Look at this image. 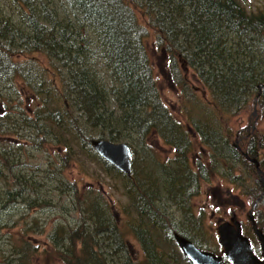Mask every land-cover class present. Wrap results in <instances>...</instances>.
I'll return each instance as SVG.
<instances>
[{
	"label": "trees",
	"instance_id": "obj_1",
	"mask_svg": "<svg viewBox=\"0 0 264 264\" xmlns=\"http://www.w3.org/2000/svg\"><path fill=\"white\" fill-rule=\"evenodd\" d=\"M154 58L186 102V125L163 103ZM193 83L205 96H199ZM263 85L264 0H0V135L8 131L27 140L31 160L38 148L59 151L56 171L65 182L46 191L62 187L69 213L79 216L58 226L42 251L27 242L24 229L9 254L19 264H40L39 254L63 264H190L173 235L189 238L155 204L167 193L173 195L167 198L171 201L177 189L178 204L189 205L186 190L196 181L189 167L192 134L207 148L211 167L225 165L232 173L235 163L247 161L232 144L231 120L255 103L258 116L264 117V88L257 99ZM92 139L127 144L132 176L101 159ZM159 141L175 149L170 172H164L169 166H162L154 152ZM21 144L18 140L10 167L7 152H0V179L8 186L0 190V208L15 206L14 199L28 191L36 196L22 201L29 210L59 204L41 192L47 181L35 182L46 169L26 167L34 171V179L21 173ZM245 144L243 151L258 159L264 136L254 132ZM139 161L149 168L144 179ZM2 163L11 172L20 169L13 183L4 178ZM88 163H98L124 181L141 259L132 256L102 191L64 175ZM152 175L168 178L169 189L153 185ZM253 247L258 250L256 243Z\"/></svg>",
	"mask_w": 264,
	"mask_h": 264
},
{
	"label": "rangeland",
	"instance_id": "obj_2",
	"mask_svg": "<svg viewBox=\"0 0 264 264\" xmlns=\"http://www.w3.org/2000/svg\"><path fill=\"white\" fill-rule=\"evenodd\" d=\"M153 61L155 69L157 70V79L163 103L174 113L183 125H186L182 113L183 103L186 102L183 101L182 95L178 89L168 80L167 75L158 69L162 67L161 61L158 58H154ZM193 85L198 91L199 96H205L199 84L193 83ZM253 109L254 107H250L246 109L244 113L231 120L234 133L231 138L232 144L241 152L244 159L247 160H245V163L243 162L244 164L240 162L235 163L232 173H228L225 170V165L218 164L217 166L213 165L211 167L209 164L210 157L207 155V148L199 144L197 138L194 137L190 131L192 129H190L189 134L193 136L191 139L195 148L189 156V167L196 181L189 184L186 190L185 195L187 196L189 205L186 204L182 206L178 204L177 199L179 191L175 189V187L171 188L175 189L173 194L176 199L173 197L171 201H168V196L172 194L169 195V193H167L164 199L159 201L158 204H155L159 206L164 214L168 215L167 218L169 223L172 222L171 225L177 228L178 232L183 235L185 234V236L195 242L198 247L201 246L200 248L202 250L218 252L221 255L222 248L218 242L219 236L217 227L223 222H229L234 215L240 222L244 230V235L251 240L252 245H255V243L257 244V241L252 232L251 225L247 220V214L251 209L255 221L257 220L258 227L261 229L264 227V187L259 181V175L257 174L255 165L250 161L257 157H250L243 151L244 145H246L245 143L248 142L249 138L251 139L254 132L257 135L258 132H260L261 135L264 136V117H259L257 111L256 116L253 117ZM195 113L200 116L203 112L198 109ZM255 120V129H253L252 127ZM24 128L25 127L22 129ZM3 129H5V127H3ZM26 132H28V130H26ZM0 137V152H7L6 156L9 157V167L12 165L13 160L16 159V157H13V154L14 151L18 150V140H20L21 143H25L21 144L22 148L25 150L23 153L24 156L21 155V164L24 165L21 173L27 178L34 179V171H36L34 167L38 166L41 167L42 170L46 169L47 172L37 176L35 182L41 184V182L47 181L41 192H48L59 202V204L48 206L45 209L35 207L29 210L22 201L28 199L27 196L31 199L36 198V196L32 195L31 191H28L25 197L14 199L16 207L12 206L4 210L0 208V264H2V261L5 262V260L11 264H19L20 261L16 260L17 258L11 256L9 253H11L10 251L14 245L19 244L24 229H26V234H28L26 237L28 240L27 242L42 251L44 250V245L49 241V235H52L58 226L72 224L73 220L79 216L78 213H74V216L69 213V198L62 187L60 191L58 189L46 191L48 187H58L61 182H65L63 175H60L59 172L56 171V167L60 166V162L57 161V154L59 151L54 152L51 148L48 150V147L46 148L47 150L45 148H38L32 152L31 160L26 157V150L30 152V149H33L27 145V140L23 138L16 139L11 136L8 131L3 135L1 134ZM154 146V152L158 156L162 166H169L164 172H170L172 166H170L168 161L171 162L176 158L175 149L163 145L161 141ZM262 159L264 160V149L260 151V157L258 158L260 163L259 169L264 173V168L261 166ZM49 163H52V165L50 166ZM139 163V173L141 174L144 171V179L147 177L146 172L149 173V171H146L149 170V168L144 166L141 161H139ZM202 165L205 169L204 171H200V166ZM2 166L5 168L4 163H2ZM26 167L33 168L34 171ZM11 170L5 168L3 172L4 178L9 181L8 184L14 182L15 177L20 171V169L19 171L15 169L13 172H11ZM156 171L162 174L159 169ZM64 175H66L69 180H76L79 183H83L82 186H86V188L91 187L102 191L103 196L110 203L112 214L116 218L118 226L126 236L128 248L132 256L134 259H141L143 253L139 241L131 227V218L128 215L130 201L126 196L122 178L116 174L105 172L103 167L98 163H95V165H89L88 163L85 167L78 165L74 166L67 172L65 170ZM150 181L153 185L160 186L162 190H167L170 187L168 178L163 180L159 176L152 175ZM13 187L14 189H18V186ZM78 188L84 192L83 188L79 185ZM7 189L8 186L5 185L3 178L0 179V190L5 192ZM42 197H44V195H42ZM80 199L83 200L82 198ZM255 202L256 204L254 205ZM41 204L44 205L45 201ZM148 207L150 208L149 205ZM195 219H198L197 223L200 224L197 230L193 228ZM25 224L30 227V230ZM198 244H200V246ZM47 249H49V247H47ZM39 256L42 255L39 254ZM39 256L38 259L40 260V264H44V261H48V264H63L53 257L47 256V259H42ZM33 264H35L34 261Z\"/></svg>",
	"mask_w": 264,
	"mask_h": 264
},
{
	"label": "water",
	"instance_id": "obj_3",
	"mask_svg": "<svg viewBox=\"0 0 264 264\" xmlns=\"http://www.w3.org/2000/svg\"><path fill=\"white\" fill-rule=\"evenodd\" d=\"M262 88H264V85L259 87L257 99ZM256 111L255 103L252 112L253 117L256 116ZM255 123L256 120L253 123V129H255ZM90 145L101 159L123 175L131 177L132 152L127 144L103 139H92ZM250 161L255 165L259 181L264 187V173L259 169L258 160L251 159ZM247 220L258 242V251L253 247L251 240L244 235L241 224L235 215L231 217L229 222H223L217 227L218 242L222 248L221 255L201 250L192 241L178 234L173 235L174 241L190 264H264V233L253 217L252 209L247 214Z\"/></svg>",
	"mask_w": 264,
	"mask_h": 264
},
{
	"label": "bare ground",
	"instance_id": "obj_4",
	"mask_svg": "<svg viewBox=\"0 0 264 264\" xmlns=\"http://www.w3.org/2000/svg\"><path fill=\"white\" fill-rule=\"evenodd\" d=\"M132 176V175H131ZM183 212V211H182Z\"/></svg>",
	"mask_w": 264,
	"mask_h": 264
}]
</instances>
